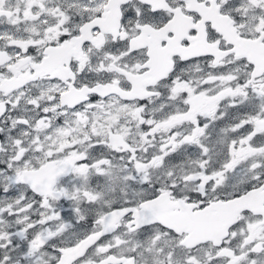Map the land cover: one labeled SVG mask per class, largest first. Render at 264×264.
<instances>
[{"label": "snow or ice", "instance_id": "snow-or-ice-1", "mask_svg": "<svg viewBox=\"0 0 264 264\" xmlns=\"http://www.w3.org/2000/svg\"><path fill=\"white\" fill-rule=\"evenodd\" d=\"M0 264H264V0H0Z\"/></svg>", "mask_w": 264, "mask_h": 264}]
</instances>
